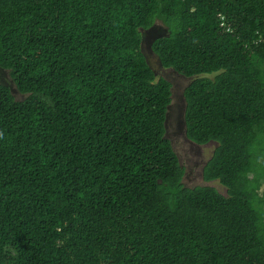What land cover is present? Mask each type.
Instances as JSON below:
<instances>
[{
  "label": "trees",
  "instance_id": "1",
  "mask_svg": "<svg viewBox=\"0 0 264 264\" xmlns=\"http://www.w3.org/2000/svg\"><path fill=\"white\" fill-rule=\"evenodd\" d=\"M186 139L225 195L186 188ZM0 264H264V0H0Z\"/></svg>",
  "mask_w": 264,
  "mask_h": 264
},
{
  "label": "rangeland",
  "instance_id": "2",
  "mask_svg": "<svg viewBox=\"0 0 264 264\" xmlns=\"http://www.w3.org/2000/svg\"><path fill=\"white\" fill-rule=\"evenodd\" d=\"M141 52L148 65L157 78H163L171 84V103L166 112L165 138L171 143L172 149L178 157L180 166L184 170L182 183L186 188L209 186L215 188L220 194L225 195V189L217 182H204L202 169L212 155L215 143L206 145H194L185 137L183 114L185 103L183 99L184 89L196 78H185L171 69L161 67L157 57L151 49L154 39L165 36V25L156 20L147 30H140ZM0 84L8 87L15 100L22 101L25 96L19 94L8 71L0 69Z\"/></svg>",
  "mask_w": 264,
  "mask_h": 264
}]
</instances>
